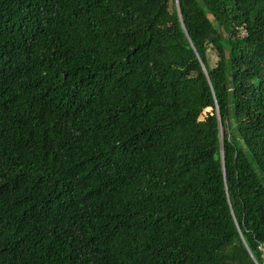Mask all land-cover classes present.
Returning a JSON list of instances; mask_svg holds the SVG:
<instances>
[{
	"label": "trees",
	"instance_id": "16d2710c",
	"mask_svg": "<svg viewBox=\"0 0 264 264\" xmlns=\"http://www.w3.org/2000/svg\"><path fill=\"white\" fill-rule=\"evenodd\" d=\"M264 0H0V264H264Z\"/></svg>",
	"mask_w": 264,
	"mask_h": 264
},
{
	"label": "built area",
	"instance_id": "2783aa9c",
	"mask_svg": "<svg viewBox=\"0 0 264 264\" xmlns=\"http://www.w3.org/2000/svg\"><path fill=\"white\" fill-rule=\"evenodd\" d=\"M259 252H260V259L262 260V262L264 263V243H262L259 246Z\"/></svg>",
	"mask_w": 264,
	"mask_h": 264
},
{
	"label": "water",
	"instance_id": "95a60500",
	"mask_svg": "<svg viewBox=\"0 0 264 264\" xmlns=\"http://www.w3.org/2000/svg\"><path fill=\"white\" fill-rule=\"evenodd\" d=\"M250 257H251V260L253 261V263L257 264L251 255H250Z\"/></svg>",
	"mask_w": 264,
	"mask_h": 264
}]
</instances>
